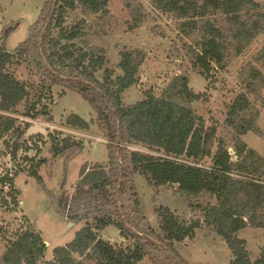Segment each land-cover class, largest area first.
<instances>
[{"label":"trees","instance_id":"obj_1","mask_svg":"<svg viewBox=\"0 0 264 264\" xmlns=\"http://www.w3.org/2000/svg\"><path fill=\"white\" fill-rule=\"evenodd\" d=\"M110 1L46 0L28 38L14 50L6 47L10 29L0 35V142L15 163L34 136L26 137L29 121L19 123L9 115L17 113L23 101H30L31 84L10 71V65L23 59L33 60L51 88L58 85L79 92L94 108V122L110 140L106 164L83 165L73 193L64 191L51 196L62 217L84 225L71 242L55 247L53 258L42 264H141L146 256L154 264H188L174 243L194 238L203 223L212 226L226 241L231 251L230 264H264V253L253 259L246 239L238 236L246 227L264 228V156L242 138L250 131H261L257 125L259 108L250 99L255 92L254 81L228 106L226 125L231 129L232 151L226 139L217 135V127L208 128L204 117L192 107L207 97L190 86L186 75L176 76L161 96L149 90L143 99L127 105L123 94L138 83L145 53L121 50L118 72L106 67L105 49L75 42L86 34L88 16L110 14ZM154 6L183 18L185 31H199L190 53L193 67L205 79L213 78L217 68L226 66L229 44L226 32L210 17L223 15L232 39L242 46L249 45L264 28V12L256 0H154ZM78 10L81 17L67 24L69 14ZM134 18L132 28L140 23L138 15ZM44 98L39 94L30 101L23 116L52 121ZM261 102L264 105V96ZM65 125L87 131L91 122L71 113ZM48 137L50 157L36 162L32 159L28 168L19 165L14 174L7 171L0 177L1 186L9 184L8 195L15 205L19 204V191L14 188V180L19 172L26 171L45 187L39 173L41 166L62 154L71 159L84 149V141L72 134L56 131ZM128 145H143L149 152ZM136 173L144 175L154 189L176 186V192L186 195L191 200L190 207L199 210L201 216L188 222L169 206L160 205L156 209L159 230L154 229L144 222L141 196L134 182ZM8 204L5 201L4 205ZM110 225L131 243L104 239L102 231ZM47 247L42 234L27 219V227L20 228L15 239L8 242L3 264H41Z\"/></svg>","mask_w":264,"mask_h":264},{"label":"rangeland","instance_id":"obj_2","mask_svg":"<svg viewBox=\"0 0 264 264\" xmlns=\"http://www.w3.org/2000/svg\"><path fill=\"white\" fill-rule=\"evenodd\" d=\"M45 1L0 0V35L4 29H10L11 34L6 39L9 51L14 50L28 38L30 28L37 21ZM256 1L262 5L261 11L264 12V0ZM135 15H138L140 23L136 28H132L136 21ZM79 17H81L79 10L71 12L67 24H72ZM210 18L220 25L229 38L226 66L217 68L211 79H205L193 67L191 60L190 51L195 47L199 31H185L183 28L185 20L177 18L174 14L161 12L154 6V0H111L110 14L107 17L88 16L86 34L75 42L105 49L108 57L106 67L115 68L118 72L120 70L117 64L121 50L137 49L145 53L138 83L123 94L127 105L143 99L149 90L154 95L161 96L176 76H188L190 86L196 92L205 93L207 97L206 100L194 102L192 107L204 117L208 128L217 127V135L225 138L231 148L233 143L231 129L226 125L228 106L239 92L247 90L246 85L249 82L254 81L255 92L249 94L252 103L260 111L257 125L261 131L260 133L250 131L242 138L264 156V105L261 102L264 96V28L249 45L242 46L232 39L223 15ZM10 71L18 79L31 84L30 101L36 100L39 94L45 95L43 101L48 105L53 120L48 122L45 118L37 120L25 118L23 114L30 101H23L17 107V113H9L16 117L19 123L29 121L31 126L39 123L46 127L48 132L26 136L30 138L34 135L27 142L29 148L19 152L16 163L1 141L0 177L7 171L14 174L18 171L19 165L28 168L32 159L36 162L42 157H50L48 144L50 132L63 131L84 141L83 151L75 157L67 160L65 154H62L53 162L40 167L39 173L44 179L45 187L26 171L19 172L14 180V188L19 191L18 205H15L12 197L8 195L11 189L9 184L5 187L0 185V264H3L2 257L8 242L15 239L20 228L27 227V219L42 234L48 246L45 256L40 260L42 264L53 258L55 247L65 246L71 242L84 225V222L72 225L68 219L62 217L53 206L51 196H58L64 191L73 193L83 165L106 164L109 160L107 143L110 140L105 135L106 131L94 122L96 112L92 105L79 92L58 85L51 88L50 81L44 80L37 72L31 58L15 61L10 65ZM256 72L260 74L258 78L254 77ZM101 74L102 71L99 75ZM71 113L79 114L91 122L90 129L84 131L67 127L66 118ZM127 147L149 152L143 145ZM134 182L141 196V207L146 219L144 222L154 229L159 230L156 209L160 205L169 206L188 222L201 216L199 210L190 207L191 200L186 195L176 192V186L163 185L154 189L140 173L134 175ZM200 199L204 198L198 200ZM5 201L9 204L4 205ZM238 236L246 239L247 248L253 259L263 255L264 228L246 227L238 232ZM102 237L117 244L131 243V240L124 239L119 230L112 225L102 231ZM174 247L188 264H230L231 261V251L226 241L212 226L204 223L196 230L194 238L175 241ZM141 264L154 263L146 256Z\"/></svg>","mask_w":264,"mask_h":264},{"label":"water","instance_id":"obj_3","mask_svg":"<svg viewBox=\"0 0 264 264\" xmlns=\"http://www.w3.org/2000/svg\"><path fill=\"white\" fill-rule=\"evenodd\" d=\"M48 132V130L46 129V127H44L43 125L39 124V123H35L34 125H32L26 133V136H29L31 134H35V133H41V134H46ZM230 151H232V148H229ZM71 224L73 225L74 222H71Z\"/></svg>","mask_w":264,"mask_h":264}]
</instances>
